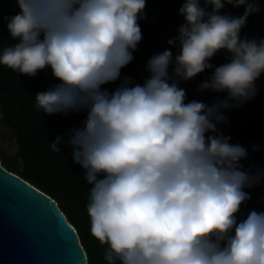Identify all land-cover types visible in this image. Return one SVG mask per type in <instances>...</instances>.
I'll return each mask as SVG.
<instances>
[{
	"label": "clouds",
	"instance_id": "clouds-1",
	"mask_svg": "<svg viewBox=\"0 0 264 264\" xmlns=\"http://www.w3.org/2000/svg\"><path fill=\"white\" fill-rule=\"evenodd\" d=\"M16 3L19 13L4 19L19 42L3 48L0 65L30 77L51 69L60 83L36 93L38 110L87 111L68 144L92 186L90 232L106 245L107 264H264V212L237 219L251 198L245 188L258 184L260 173L243 171L247 149L217 131L227 120L221 109L253 98L264 73V39L240 38L248 16L259 11L254 0H184L185 23L168 40L179 42L174 60L170 50L150 57L143 84L126 77L111 93L102 85L119 79L134 59L146 0ZM225 4L245 11L221 15ZM221 50L230 61L199 90L227 98L211 106L186 103L169 66L187 81L211 69ZM62 140L57 136L51 147L60 151Z\"/></svg>",
	"mask_w": 264,
	"mask_h": 264
},
{
	"label": "trees",
	"instance_id": "trees-1",
	"mask_svg": "<svg viewBox=\"0 0 264 264\" xmlns=\"http://www.w3.org/2000/svg\"><path fill=\"white\" fill-rule=\"evenodd\" d=\"M184 0H146L143 17L138 21L142 40L133 52L134 59L121 69L120 77L114 82L102 85V90L114 92L125 78H130L133 85L143 84L150 73L146 69L150 57L170 50L173 60L180 50L179 42L169 45L168 40L178 36V28L185 23L179 13ZM259 10H264V0H254ZM201 7H205L201 2ZM212 6H207L211 11ZM16 0H0V54L4 47L12 46L19 40H13L7 28L5 17L19 13ZM245 6L234 7L225 4L221 15L239 17L243 15ZM241 39H264V24L250 14L245 26L240 31ZM231 54L226 50L219 51L209 61L211 69L184 81L173 73V65L169 66L171 80H178V86L186 91L185 102L193 100L209 106L227 98V93L211 90H199V86L209 80L215 67L228 63ZM171 80L169 82H171ZM60 83L53 77L51 69L45 68L37 72L35 77L15 72L0 65V109L3 124L17 138L18 159L20 165L4 160L2 165L8 171L18 175L40 191L54 199L69 223L76 229L80 242L87 254L88 264H107L104 259L106 245H101L90 232V218L86 205L89 201L90 188L84 178L85 170L73 161L72 146L68 144L71 131L83 127L87 111H69L67 114L48 115L38 110L35 95L46 91ZM256 94L253 98L221 109L227 117L226 122L217 123V131L230 137V143L240 144L247 149L248 155L240 161L243 171L260 173V181L250 188H245L250 199L237 213V219L246 218L251 210L264 212V73L255 82ZM212 134V133H209ZM63 138L58 145L60 151L51 147L56 137Z\"/></svg>",
	"mask_w": 264,
	"mask_h": 264
},
{
	"label": "water",
	"instance_id": "water-1",
	"mask_svg": "<svg viewBox=\"0 0 264 264\" xmlns=\"http://www.w3.org/2000/svg\"><path fill=\"white\" fill-rule=\"evenodd\" d=\"M0 264H88L58 203L1 161Z\"/></svg>",
	"mask_w": 264,
	"mask_h": 264
},
{
	"label": "rangeland",
	"instance_id": "rangeland-1",
	"mask_svg": "<svg viewBox=\"0 0 264 264\" xmlns=\"http://www.w3.org/2000/svg\"><path fill=\"white\" fill-rule=\"evenodd\" d=\"M254 15L264 24V10L254 12ZM4 160L14 163L17 166L20 165L17 138L14 133L3 124V116L0 109V161L3 162Z\"/></svg>",
	"mask_w": 264,
	"mask_h": 264
}]
</instances>
